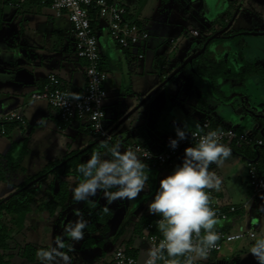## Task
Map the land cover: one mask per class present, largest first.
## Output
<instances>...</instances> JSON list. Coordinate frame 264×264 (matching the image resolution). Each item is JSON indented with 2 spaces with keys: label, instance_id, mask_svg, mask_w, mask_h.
Here are the masks:
<instances>
[{
  "label": "crops",
  "instance_id": "1",
  "mask_svg": "<svg viewBox=\"0 0 264 264\" xmlns=\"http://www.w3.org/2000/svg\"><path fill=\"white\" fill-rule=\"evenodd\" d=\"M116 1L119 2L118 0ZM177 1L179 0H170L172 2L171 6L174 7L171 8L172 12H170L171 15L169 14L168 19L170 22L182 24L186 21L185 18L188 12L187 8L184 7H180L178 11L177 7L175 8V2ZM200 1V9L204 14V19L206 20L204 23L207 26L208 32L205 37L195 38L191 43L188 42L186 46L182 44L179 36L174 37L176 38L175 48L172 49L173 43L170 41L169 57L160 56V53H158V50L162 47V43L159 41V36L161 35L158 36V39L155 40L156 43H154L157 48L156 56L153 60L154 66L159 67L157 64L159 58L163 61L162 65L167 64L166 66L169 68V72L164 74L165 81L162 83V85H165L166 99L156 110L160 119L155 122L154 126V131H160L161 134L158 136L155 134L149 136L143 131L144 127L141 125L138 126L139 131L137 132L145 136L147 139L146 145L156 151L162 150L170 144V141H166L163 138L165 135H171L173 139L178 138L175 131L177 127L185 129L187 132L194 128H200L202 122L208 120L213 127L232 126L237 128L240 126L247 132L255 133V130L261 126L260 118L262 117L260 116H264V0H215L213 2L215 5L213 6L211 0ZM251 1L255 2V4H251ZM17 9V12L14 11L11 14V18L16 16V14L18 15V12L21 13V17L25 20L27 28L30 30L35 29L36 32H40L42 35H47L48 32H62L65 25L70 23L66 15L61 17L55 16L54 11L47 2L26 0ZM0 13L2 17L0 27V85L4 84L5 86L0 88V113L8 110H17L25 118L24 123L12 124L4 132L2 131V127H0L1 133H10L9 140L17 142V140H28L29 137L27 135L24 136L25 130L32 128L30 127L31 123H33L32 120L36 121L39 115H41L40 117H44V115L55 117L58 122V128L59 124H62L57 110H55L54 115L50 111L44 113L38 110L27 115L26 111H24L25 109L22 107L29 105L28 101L24 102V104L18 103L20 101L18 100L19 98L17 99V96H26L29 91V94L32 96L33 92L42 88L46 76L50 72L57 73L62 78L64 84L71 90L81 89L86 83L85 60L76 55L75 38L70 44V50L68 48L63 53L55 51L57 47H60L59 42L49 45L40 41L38 38L39 35L34 37L28 36V40L30 41L19 44V47L10 41L7 36L2 35L6 29L5 24L7 20L5 19L3 10H0ZM137 14H139V11ZM137 14L135 15L129 10V16L133 19H138L139 24L146 28L145 22ZM240 16L243 18L239 20L238 24L237 20ZM23 28L19 27L18 31L22 32ZM70 29L73 32L72 27ZM12 32L14 31L12 30ZM198 32L196 35L191 33L194 36H199L201 32L199 30ZM98 38L102 55L101 66L107 72L102 61L108 59L114 70L113 78L111 81H107L106 87L108 86L114 90H119L122 88L124 81L127 80L129 81L130 88L135 90L130 75L132 73L139 74L138 68L134 64L137 60L143 59L144 61L146 58V50L150 46L149 38L145 46L123 49L111 39L104 24L100 26ZM52 45L53 52L50 53L48 49ZM63 47L67 46L63 45ZM20 48L25 51H19ZM139 51L144 54L142 58L137 56ZM12 62L14 65L8 67L9 63ZM190 62L193 64L191 67H189ZM219 62H222L224 65L223 72L212 77L210 69L212 65L218 64ZM143 64L145 70L146 63L143 62ZM46 66H49V68L44 69ZM38 68H43L44 70L38 71ZM165 68L161 66V69L164 70ZM151 89L152 87L147 91L150 93ZM147 91L146 89L142 90V94H148ZM152 95L153 93L149 97ZM17 103L18 106L14 107ZM139 107L140 104L135 107V110H139ZM129 116V114L126 116L128 120ZM68 126L72 127L73 133L77 137L79 135L81 136L80 132L90 130L86 121L83 122V120L77 119L68 124H63L59 129ZM105 126L110 129V127L119 126V123L117 120H110L106 122ZM115 140H118L121 146L120 148H125V143H127L126 133L121 132ZM230 148L232 155L226 161V164L228 162L227 165L230 164L231 166V164L238 162L240 169L237 174L243 178L242 182L246 184V179L248 178L247 169L250 168L251 161L244 157L243 154L237 152L233 146ZM255 149L258 152L256 158L259 161V165L264 166V144L255 146ZM184 150H181L171 166L156 170L157 177L160 180L168 176L164 172L165 170L173 172L177 161L183 160L182 153ZM100 153L102 159H109L106 151ZM91 155L92 153L89 155L85 153L81 158L88 161ZM0 162H2V158H0ZM209 170H211V167ZM218 170L222 172L220 167H218ZM228 171L231 173L230 169ZM50 177L52 178V176ZM68 180L71 183V177H68ZM0 181H3L2 178H0ZM38 182L32 185V188H34V196L36 197L33 210L37 209L36 205L40 202L39 198H37L39 196L35 194L43 192V196H41L44 197L49 184L45 187L43 185L39 187L37 185ZM147 184L149 187L151 186L149 182ZM157 185V188H159V183ZM9 190L11 191L12 189ZM208 192L209 194H214L212 199H216L225 205L234 204L237 207L235 211L230 212L229 220L241 212V210L247 208L249 198L247 202L238 206L233 202L224 201L220 197L222 194L221 190L216 191L213 189L208 190ZM256 193L253 194L255 195V202L257 201L259 206L249 215V224L260 226L262 224L261 205L264 203V196L260 198ZM5 196L7 194L2 193L0 198ZM137 198L131 201H117L120 203H133ZM74 203L76 204L77 202L74 201L71 204L70 208L72 210L74 209ZM106 205L108 207L109 203ZM30 213L27 215V219H29ZM228 219L227 221H229ZM243 230L246 229L243 228ZM250 231L256 232L254 228H251ZM126 236L129 237H125L123 243L119 246H125L129 241L128 247L132 248L139 258H144L148 251L145 235L135 236L131 232L130 235ZM136 241H139L138 245L135 244ZM141 253L143 255H140ZM102 255L105 260L104 264H110L113 254L107 258L105 257L106 254L102 253ZM217 261L224 264L223 260Z\"/></svg>",
  "mask_w": 264,
  "mask_h": 264
},
{
  "label": "rangeland",
  "instance_id": "2",
  "mask_svg": "<svg viewBox=\"0 0 264 264\" xmlns=\"http://www.w3.org/2000/svg\"><path fill=\"white\" fill-rule=\"evenodd\" d=\"M2 1H0V10H3L5 19L7 20L5 24L6 29L2 35L7 36L10 41L19 46V44H24L25 42L30 41L28 40V36L34 37L39 35V40L49 45L59 42L60 47H57L55 50L57 52L63 53L64 51H67L68 48L70 50V44L74 40V33L71 32L70 29L71 23H69L70 25L66 24L62 32H48L47 35H42L40 32H36L35 29L30 30L27 28L25 20L21 17V13L18 12V15L16 14V16L11 18V14H13L14 11L17 12L16 10L18 9L10 5L8 1ZM118 1L125 4L135 15L139 11V14L137 15H139V17L145 22V27L150 34V46L146 50L147 53L144 61L143 59H139V61L137 60L134 64V66L138 68L139 74L132 73V75H130L135 90L130 88L129 81L127 80L124 81L122 88L119 90H114L108 86V88L106 87L107 95L104 100L106 118L104 123L106 124V122H109L110 120L118 121L119 126L110 127L109 129L111 130L114 139L118 138L121 132H125L127 139L126 142H141L146 144V137L137 132L139 131L138 126H143V131L149 136L154 134L158 136L161 134L160 131H154L155 122L160 119L156 110L166 99L165 85H162V83L165 81L164 74L169 72V68L167 66L164 70L161 69L163 61L159 58L157 62L159 67H155L153 64V60L155 59L157 52L156 44H154L156 43L155 40L158 39L159 35H161L159 36V41L162 43V47L158 50V53H160V56L163 57L168 56L171 44L170 39L172 37L174 38L179 36L184 46H186L188 42L191 43V41L195 38L205 37L206 33H208L207 26L204 23L206 20L204 19V14L200 9V0H179L175 2V8L177 7L178 11L180 7L187 8L188 14L185 18L186 21L182 24L169 21L168 16L170 12H172L171 8L174 7L171 6L172 2H170V0ZM252 3L255 4V2L251 1V4ZM23 25L25 26L24 28ZM19 27L23 28L22 32L18 31ZM193 29H198L201 32L200 35L194 36L191 33V30ZM12 30L14 32H12ZM63 45H66L67 47H63ZM52 47L53 45L50 49H48L50 53L53 52ZM21 50L22 49L20 48L19 51ZM24 51L25 50H22V52ZM143 62L146 63L145 70ZM190 63L189 67L193 66V64ZM102 64L106 67L108 74L107 81L109 82L113 78V66L109 63L108 59L102 61ZM12 65H14L13 62L9 63L8 67H11ZM48 68L49 66L44 67V69ZM44 69L38 68V71H42ZM125 76L127 77V75ZM107 81L105 86L107 85ZM3 87H5L4 84L0 85V88ZM150 87H152V89L149 93L147 90L150 89ZM144 89H146L148 94H142V90ZM29 93L30 91L26 96H17V99L19 98L18 100L20 101H17L18 103L24 104V102L28 101L29 105L22 107L25 109L24 111H26L27 115L37 110L39 112L43 111L44 113L50 111L54 115L55 110H57L54 106H52L45 99L33 98ZM151 93H153V95L149 97ZM18 103L15 104L14 107H17ZM138 104H140L139 110H135V107ZM127 114L130 115L129 120L126 118ZM40 116L41 115H39L36 121L32 120L33 123L30 125L32 128H28L27 130L24 129L26 133H24V136L27 135L29 137L28 140H26V142L25 140H17L18 148L16 149L15 154H18L20 147L24 145V142L26 143L27 153L23 155L15 164L10 165L11 167L3 168L6 163L0 162L2 166L0 167V170H2V174L4 175V178L2 179L3 181H0V195L2 193L7 195L11 194L17 188L16 185H19L31 175L43 170L51 161L62 158L66 155V153L72 150L84 149L87 145L96 141V146L92 152L88 153V155L91 153L93 154V152H100L98 145L100 144L99 138L101 137L95 135L91 130L82 131L80 132L81 136L79 135L77 137L75 136V133H73V129L70 126L59 129L58 122L55 117H48L45 115L44 117ZM260 117H262L260 118L261 126L256 129L253 134L256 137L264 138V116L262 115ZM84 121L86 120H83V122ZM9 135L10 133H1L0 127V158H3V155L8 151L14 142V140H9ZM163 138H165L166 141L173 139L171 135H165ZM116 142L118 143V140H116ZM120 149L122 152L127 150L125 148ZM184 154L185 153L183 152L182 159L184 158ZM182 162L183 160L177 161L174 170L176 166L181 165ZM227 164L225 161V163L220 166L222 172L218 170V167L215 164L210 166V171L216 172L222 180L220 188L222 194L220 197L224 201L233 202L238 206L247 202L248 198L249 201L247 202V208L241 210V212L237 213L232 219H228L229 221L225 222L226 220H219V223H228L231 232H237L239 230H243V228L246 229V231H250L251 228H254L257 232V237L264 235V203L261 205L262 224H260V226L249 224V215L255 211L257 206H259L257 201L255 202V195L253 194L257 191H254L249 185L248 178L246 179L247 185L242 182L243 178L237 174L240 169V164L238 162L233 163L234 165L231 164V166L230 164ZM228 169H230L231 173ZM164 172L167 175H171L173 173L172 171L167 170ZM247 173H249V168L247 169ZM50 176L46 180H40L37 185L39 187L42 185L45 187L51 180H54V177L52 176L51 178ZM157 176V171H155L151 176V180L153 181L152 188L146 183L144 191L140 193L135 202H112L108 205L110 212L108 211L105 214L103 209L107 206L106 204L108 202L104 198L103 191H98L96 196L91 197L85 203H74V209H71L72 211L67 214V217H63V213L60 214L59 212L51 216L47 211H40L38 209L33 210L21 230H15L14 235L9 240V248L7 249V253L10 254L9 264H42L38 257L36 261L29 262L21 255V250L25 244L24 242L30 241L46 246V248L49 249L55 246V239L57 236L63 237L66 245L63 251L67 252L68 255L71 256L72 264H104L105 260L102 257V253L106 254V258L111 256L114 253L115 248L123 243L124 238L129 237L126 235H130L131 232H133L132 229L135 221L142 213L148 212V205L154 199L156 192L159 190V188H157V184L159 183L160 185V179ZM78 184L77 179L75 177H71L72 190ZM9 189L12 190L10 191ZM115 190V188L110 189V191ZM258 192L256 194L262 198V196H264V192ZM42 193L43 192H40L35 195L39 196L37 197L39 200L47 199L44 198L45 195L42 197ZM249 194H251V196H249ZM77 211L81 212L84 219L88 222L87 227L84 229V238L79 242L72 241L64 234L65 226L68 223L77 220L78 217L75 214ZM7 219L8 217H3V220ZM124 221L128 222L126 230L123 234L117 236L116 233ZM105 223L108 224V230L103 228V224ZM90 224H93L92 226L94 227H90ZM145 233L146 232L144 230L143 234L145 235ZM89 238L92 239L91 244L89 243L91 241ZM254 243L255 240L249 236L236 239L231 242L223 241L222 248L220 250L208 255L206 260H198L199 264H211L217 260H223L224 264H258V261L250 253V248ZM135 244L138 245L139 241H136ZM69 247H73L74 251L69 252ZM140 255H143V253Z\"/></svg>",
  "mask_w": 264,
  "mask_h": 264
},
{
  "label": "clouds",
  "instance_id": "3",
  "mask_svg": "<svg viewBox=\"0 0 264 264\" xmlns=\"http://www.w3.org/2000/svg\"><path fill=\"white\" fill-rule=\"evenodd\" d=\"M68 98L82 99L77 93H70ZM175 131L179 140L187 138L185 129L177 127ZM196 135L193 133V137ZM221 138L218 131L199 135L195 146L185 148L182 164L160 180L148 212L161 217L157 226L163 239L158 246L148 249L144 264H156L158 260H163L164 264H181L177 257H185L183 264H194L196 260H206L210 250L217 246L220 240V234L215 231L218 220L210 207L211 197L206 189L220 190L222 180L216 172L209 170L210 166L220 167L232 155L231 148L220 143ZM170 146L175 149L178 140H170ZM120 147L117 143L110 148L111 159H102L100 152H93L86 163L78 166L77 171L84 179L72 190L76 202L87 201L98 191L104 192L109 204L117 200L131 201L144 191L149 179L145 172L148 165L138 157L139 149L133 151L129 148L121 152ZM143 156L151 158V153L145 150ZM113 188L116 190L110 191ZM103 211L107 213L109 208L106 206ZM75 214L77 220L65 226L64 234L79 242L84 238L88 222L81 212ZM253 239L255 243L250 253L258 264H264V235L253 236ZM65 247L63 237L57 236L54 247L39 249L36 255L42 264H72L71 256L63 251ZM68 251H74V248L69 247ZM165 252L168 258H165Z\"/></svg>",
  "mask_w": 264,
  "mask_h": 264
},
{
  "label": "built area",
  "instance_id": "4",
  "mask_svg": "<svg viewBox=\"0 0 264 264\" xmlns=\"http://www.w3.org/2000/svg\"><path fill=\"white\" fill-rule=\"evenodd\" d=\"M26 0H9L8 3L14 7H21ZM43 3H49L54 11L55 16H67L71 23L72 31L75 38V52L79 58H83L85 63L86 83L79 90L68 88L62 78L55 72H50L41 89L32 93L36 99H45L57 109L58 116L63 124H68L74 120H86L90 130L97 136L111 140L113 138L110 130L105 126V108L104 100L107 95L106 81L107 72L101 66L102 55L99 46V29L104 24L108 30L111 39L121 48L145 46L150 36L146 28L129 16V9L126 5L116 0H39ZM193 34H198V30H191ZM173 43L172 49L175 48L176 38H171ZM137 56L142 58L143 52L139 51ZM166 67L165 64L162 65ZM70 93L79 94L82 99H69ZM17 121L25 122L24 115L17 110H8L0 113V122ZM202 129V131H201ZM4 132V127L2 128ZM209 131H218L222 134L220 143L229 147H242L248 145H262L264 139L254 136L253 133L244 130H237L236 127H217L213 128L210 121L202 122L200 128H194L187 131V138L178 140V146L173 149L168 144L162 150H153L150 146L141 143H125V148H131L137 152L144 162L151 168L160 169L169 167L173 164L174 159L184 148L195 146L198 143L199 135L206 134ZM193 133L197 135L193 137ZM147 150L151 153V158H144L143 153ZM249 185L254 191H264V174H260L254 163L250 162L248 173ZM210 207L216 213L217 220H227L230 212L236 210L234 204L225 205L216 199H211ZM149 222L145 225V239L148 249L158 246L163 239L158 230L157 221ZM203 231V230H202ZM220 234V240L217 246L210 250L209 255L222 248V242H231L243 237L256 236L255 231L239 230L237 232H227L216 229ZM202 233V232H201ZM195 239V237H194ZM165 258L167 253H164ZM147 255L139 258L125 246L115 248L110 264H144ZM185 257H182V264ZM156 264H164L163 260H158ZM194 264H199L196 260Z\"/></svg>",
  "mask_w": 264,
  "mask_h": 264
},
{
  "label": "trees",
  "instance_id": "5",
  "mask_svg": "<svg viewBox=\"0 0 264 264\" xmlns=\"http://www.w3.org/2000/svg\"><path fill=\"white\" fill-rule=\"evenodd\" d=\"M6 1L9 0H5V2ZM134 20L139 23L138 19H134ZM1 24H2V17L0 13V27ZM223 68L224 65L222 62L212 65V68L210 69L211 76L215 77L219 73L223 72L222 70ZM12 124H22V123L17 121H10L4 123L0 122L1 127L2 128L4 127L5 131ZM213 128H217V127H213ZM236 129L239 131L243 130L240 126L237 127ZM25 142L24 145L20 147V150L17 155L15 153H16V149L18 148L17 147L18 142L12 143L8 151L3 155L2 162L6 163L5 166H3V168L11 167L10 165L15 164L23 155L27 153ZM99 142H100V144L98 145L99 151L100 152L106 151L109 156V159H111L109 150L113 145L117 144L114 137L111 140H107L105 138L103 139L101 137L99 138ZM95 146H96V141L84 149L72 150L66 153V155H64L62 158L51 161L50 163L47 164V166L43 170L31 175L28 179L21 182L16 188V190L13 191L11 194L0 198V264H9L10 254L7 253V249L9 248V240L12 238L13 232L15 230H21V228L25 224L27 215L33 210V205L35 204L36 197L34 196V188H32V185H34L39 180L48 178L50 174H52L54 180L49 182L48 188H46L45 191V198L47 199L40 200V202L36 205V208L40 211H47L51 216L59 212L60 214L63 213L62 214L63 217H67V214L71 211L70 206L74 202L73 191H72L71 183L68 180V177H75L77 179V183H80L84 179L83 175L77 171V168L79 165L87 162V160L81 158L83 154L92 152ZM255 146H261V145H248L242 147L233 146V147L236 149L237 152L243 154L244 157H246L249 161L254 163L260 174H264V166L261 164L259 165V161L256 158L258 152L255 149ZM0 167L2 166L0 165ZM156 170L157 169L151 168L150 166H148V169H145V172L149 177L147 182L151 184L150 186L151 188L153 186V181L151 180V176ZM0 178L2 179L4 178V175L2 174V170H0ZM206 191L208 192V189H206ZM209 195L212 199V196L214 194L210 193ZM85 202L86 201H84V203ZM210 205H211V200H210ZM4 216L8 217V219L3 220ZM158 217H159L158 215H151L149 214V212L142 213L141 216L135 221V224L133 226V235L141 236L143 234L145 225L149 222L155 223ZM219 222L216 225L215 230L220 229L223 231L230 232V226H228V223L221 224ZM225 222H227V220ZM92 225L93 224H90V227H94ZM127 225L128 222L124 221L123 224L120 226L119 230L117 231L116 235L118 236L123 234L124 231L126 230ZM103 228L105 230H108V224L107 223L103 224ZM203 235L204 232L202 231L201 236ZM89 243L90 244L92 243V239ZM128 245H129V241L126 243L125 247H127L131 252L135 254V251L132 248H129ZM39 249H47V248L46 246H42L30 241L25 242L21 250V255L27 261L34 262L37 260L36 253ZM177 259H179L182 264V257H177ZM218 263L221 262L216 261V262H212L211 264H218Z\"/></svg>",
  "mask_w": 264,
  "mask_h": 264
},
{
  "label": "flooded vegetation",
  "instance_id": "6",
  "mask_svg": "<svg viewBox=\"0 0 264 264\" xmlns=\"http://www.w3.org/2000/svg\"><path fill=\"white\" fill-rule=\"evenodd\" d=\"M243 17L240 16V18L237 20V23L239 24V20H241ZM218 264H222V263H218Z\"/></svg>",
  "mask_w": 264,
  "mask_h": 264
},
{
  "label": "water",
  "instance_id": "7",
  "mask_svg": "<svg viewBox=\"0 0 264 264\" xmlns=\"http://www.w3.org/2000/svg\"><path fill=\"white\" fill-rule=\"evenodd\" d=\"M214 1H215V0H211V2H212V6L215 5V3H213Z\"/></svg>",
  "mask_w": 264,
  "mask_h": 264
}]
</instances>
